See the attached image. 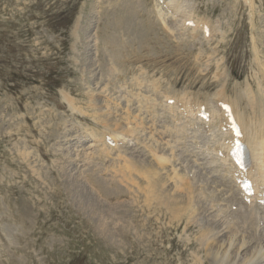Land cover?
<instances>
[{
  "label": "rangeland",
  "instance_id": "374dc122",
  "mask_svg": "<svg viewBox=\"0 0 264 264\" xmlns=\"http://www.w3.org/2000/svg\"><path fill=\"white\" fill-rule=\"evenodd\" d=\"M178 3L214 28L211 38L183 30L179 19L169 30L172 17L159 18L157 0H0V264H217L202 236L221 264H264L251 245L218 249L232 237L225 222L258 242L264 210L246 207L255 223L234 217L237 206L225 204L210 173L215 164L202 151L209 136L158 134L173 118L158 108L155 132L138 103L161 88L204 104L222 87L234 98L235 85L264 81V0ZM147 24L154 26L149 36ZM103 133L127 137L115 134L121 146L109 151ZM152 149L172 163L154 164ZM208 198L212 211L197 204Z\"/></svg>",
  "mask_w": 264,
  "mask_h": 264
},
{
  "label": "bare ground",
  "instance_id": "6f19581e",
  "mask_svg": "<svg viewBox=\"0 0 264 264\" xmlns=\"http://www.w3.org/2000/svg\"><path fill=\"white\" fill-rule=\"evenodd\" d=\"M249 1V0H248ZM252 1V0H251ZM180 3V2H179ZM178 3V0H163V4H164V7L166 9V11L168 13H170V17H172V19H170V23L168 22V24H166V27L171 30L172 29V25L169 26V24L172 23L171 20H173V22L177 19L180 20V24L181 26L184 28V29H188L190 28L191 30L193 31H198V29L200 28L203 32H205V28L207 27L206 24H202L200 25L199 27V24H194L193 27H187L185 26V23L186 22H189L191 19L188 18V16H190V13L189 12H185L184 9L180 4ZM156 4V3H155ZM157 7V9L159 8L158 5H155ZM162 9L159 10V13L158 15H160L159 18H161L164 22V18L165 16H168V14H166L165 12H161ZM157 16V15H156ZM153 22V21H152ZM162 23V22H161ZM155 24V23H154ZM158 23H156L157 25ZM151 25V24H150ZM162 25V24H161ZM159 26V24H158ZM164 27V28H166ZM180 27V28H182ZM187 27V28H186ZM209 28V27H208ZM211 30L214 32V28H212L210 26ZM154 30V26L151 25V26H146V31H145V34L147 33L146 36H149V34L151 35L152 33H150L151 30ZM149 30V31H148ZM173 30V29H172ZM171 30V31H172ZM156 31V29H155ZM145 36V37H146ZM178 37V36H177ZM144 38V37H143ZM152 39V40H151ZM167 39V38H166ZM144 41L148 42V41H151V43H154L156 44L158 41V39H154V38H149V37H146V39H144ZM145 42V44H146ZM144 43V42H143ZM149 43V42H148ZM182 43V42H181ZM194 43V42H193ZM109 44V43H108ZM142 44V43H141ZM131 45V44H130ZM140 45V44H139ZM150 45V44H149ZM120 46V45H119ZM118 46V47H119ZM140 47V46H139ZM143 48L144 45H143ZM114 49V47H112V50ZM146 49V48H145ZM119 51V50H118ZM117 51V52H118ZM112 53V52H111ZM115 54V52H114ZM113 54V55H114ZM255 54H258V53H255ZM111 55V57L113 56ZM118 55H121V54H118ZM125 56V55H124ZM124 56H122L124 58ZM131 57V56H129ZM113 58V57H112ZM114 58H115V55H114ZM113 58V59H114ZM126 59V58H125ZM123 59V60H125ZM128 59V58H127ZM116 62L119 63V64H122L123 61L121 56H116L115 58ZM114 60V61H115ZM197 60V59H196ZM114 62V63H116ZM262 66V65H261ZM261 68V74L262 76H264V70ZM253 80V79H252ZM139 85V89L142 87L140 83H137ZM244 87V86H243ZM253 89H251V87H249V83L248 85L246 84V87H244V90L243 88H239L237 87V85H235L233 87V94H234V98H231L230 97H227L226 101L223 100L224 103L228 104V109H229V114L231 117H233L236 125L238 126L239 130H240V133H241V138L239 139L247 148L249 154H250V160L252 159V165H251V168L246 171L244 174L241 173L240 171H238L235 166L233 165V163H231L230 161V158H229V152L231 151L232 149V143H233V137L231 135V131L228 130L226 132H224L222 129L223 127H225L228 123V118L226 116V114L224 112L221 111L220 107L217 106V103L221 100H216L215 102L214 101H210V100H206L205 101V110L203 112H208L209 115H208V118L203 120L199 117L200 113H201V108H198V110H196L198 106H202V105H199V102L197 101H194V102H197L198 104H191V105H188V106H183V107H180V106H177V102H179V100H177L176 102V97H172L171 95H169V91H166V90H163V89H158V91L156 93H153L151 92V96L149 94L150 97H154V98H150L149 96L145 97L142 99V101L139 99L138 100V103H139V110L145 108V113L149 118H150V121H151V127L154 129L155 132H157L159 129V126L157 125V120L161 117V114L160 111L158 113V108H162L164 110H166L169 115L171 116V113L172 112H176L177 116L174 115V122L175 120L177 121H180L182 120L180 126H178L177 124L173 125V128L171 129L169 125H171L172 123H166L163 125V129L165 130L164 132H159L158 134H163V133H166L168 134L169 137L171 138H176L177 136V133L179 134L181 131L183 132H186V127L187 126H191V125H194V124H197L199 126V128H202L205 132H208L209 133V137H205L207 139V143H206V140H205V143L206 145H210V141L211 143L213 142L212 144V149H211V152L207 153V158H205L206 160H210V162H208V165H210L211 167V164H215V168L214 170H212V174L216 173V177H214L217 181V183H219V186L222 188H220L219 186V190L221 192H223V194H221L222 196L224 195L225 196V199H224V202H226L225 204H232L233 202H235L238 207V211L234 213V217L236 219H241L244 224H247L248 222L250 223H255V219H257L256 217H258V215L255 213V211H251V212H247L246 210V207L247 206H250V207H259L260 206L257 204V201L258 200H264L262 199L261 197L259 196H262V194H264V81L262 82H258L256 85H253L252 86ZM144 88V87H143ZM170 89V88H169ZM224 87H222V89L220 90L221 93H224ZM149 90V89H148ZM143 93V92H142ZM149 93V91H148ZM147 93V94H148ZM217 95V94H216ZM182 96H185V95H182ZM181 96V97H182ZM219 96V95H218ZM140 97V94L137 95V98ZM142 97V96H141ZM179 97V96H178ZM191 97V96H190ZM198 98V97H197ZM196 98V100H197ZM175 100V103L173 106H169L167 105V101L169 100ZM178 99V98H177ZM182 100L183 101H186L187 98L185 97H182ZM135 101V100H134ZM189 101V100H188ZM127 102L130 103V100L127 99ZM204 102V101H203ZM182 106V105H181ZM178 109H181L180 111ZM131 112V111H130ZM141 112V111H140ZM166 112V114H168ZM165 113V112H164ZM130 114V113H129ZM128 114V115H129ZM204 114V113H203ZM163 115V114H162ZM164 116V115H163ZM137 117V116H136ZM140 117V116H139ZM180 117V118H178ZM132 118V117H131ZM135 118V117H134ZM165 118V117H164ZM148 119V118H147ZM146 119V120H147ZM129 120V119H128ZM132 120V119H131ZM139 120V119H137ZM149 120V119H148ZM127 121V120H126ZM149 121V122H150ZM128 122V121H127ZM130 122V120H129ZM135 122V121H133ZM173 122V121H172ZM133 124V123H132ZM137 124V123H136ZM147 125V123H146ZM140 126L141 127H145V122L143 120V118H141V123H140ZM228 126V125H227ZM130 127V126H129ZM136 127V126H135ZM134 127V128H135ZM150 127V126H149ZM205 128L208 129V131L205 130ZM127 129V128H126ZM130 129V128H129ZM138 129V128H137ZM142 129V128H141ZM146 130V129H145ZM132 131V130H131ZM153 131V130H152ZM129 131H126L125 133H128ZM134 132H135V129H134ZM138 132V131H136ZM200 132V131H199ZM143 133V132H142ZM147 133V132H146ZM206 133V134H208ZM117 134V133H115ZM110 135V134H105L103 133L101 139L99 140L101 143H102V146L105 147L107 150H109V147L108 145L105 143V136H111V138H114L113 139L115 142L117 141H120L118 139V137L116 135ZM118 135V134H117ZM120 136L124 137L126 136V134L124 133H119ZM118 135V136H119ZM124 135V136H123ZM133 135V132L131 134V136ZM136 135V134H135ZM138 135V134H137ZM147 135V134H146ZM149 135V133H148ZM139 136V135H138ZM152 136V135H151ZM160 136V135H159ZM165 136V134H164ZM182 136V135H180ZM206 136V135H205ZM127 137V136H126ZM150 137V136H149ZM183 137V136H182ZM181 137V138H182ZM127 139V138H126ZM155 139V138H154ZM191 139V138H190ZM196 139V138H195ZM143 140V139H142ZM146 140V139H145ZM144 140V141H145ZM94 141V140H93ZM98 141V140H97ZM134 141V140H133ZM139 141V140H138ZM137 141V142H138ZM150 141V140H149ZM153 141V140H152ZM165 141V140H164ZM155 142V141H154ZM123 143V142H122ZM144 143V142H143ZM153 143V142H152ZM156 143L158 144V142L156 141ZM155 143V144H156ZM175 143V142H174ZM190 143V142H189ZM200 143V142H199ZM138 144V143H137ZM170 144V143H169ZM176 144V143H175ZM205 145V146H206ZM127 146V145H126ZM183 146V145H182ZM125 147V146H124ZM137 147V146H136ZM154 147V146H153ZM163 147V146H162ZM127 148V147H126ZM152 148V147H151ZM157 148V147H155ZM204 148V147H202ZM201 148V149H202ZM172 149V148H171ZM185 149V148H184ZM189 149V148H188ZM121 150V148H120ZM126 150V149H124ZM130 150V149H129ZM136 150V149H135ZM205 150V149H204ZM204 150H202L204 152ZM110 151V150H109ZM132 151V150H131ZM191 151V150H190ZM125 152V151H124ZM128 152V151H126ZM136 152V151H135ZM152 152H153V156H154V164L156 162L157 166L159 167H164L166 164L168 163H172L171 162V159L168 158L167 156L164 155L163 153V150L162 149H152ZM174 152V151H171V153ZM217 152L218 154H221V159H217ZM140 153V152H139ZM143 153V152H142ZM141 154V153H140ZM204 154V153H203ZM142 155V154H141ZM129 156V155H128ZM145 156V155H144ZM132 157V156H131ZM134 157H137L136 155ZM142 158V157H140ZM171 158H174V155L172 153V157ZM142 160V159H141ZM175 160V159H173ZM147 162H148V159H147ZM207 163V161H206ZM146 164V163H145ZM171 166V164H170ZM156 167V166H155ZM145 168V167H144ZM174 168V166H173ZM147 169V173H152V169H149V168H146ZM160 169V168H159ZM233 169V170H232ZM163 170V169H162ZM209 170V169H208ZM141 171V170H140ZM173 171V170H172ZM144 173V172H143ZM154 175L155 174H159L157 171H154L153 172ZM161 173V172H160ZM235 173H237L238 175H243V176H246L248 177L249 175L251 176L252 178V189H253V193L254 195L249 198L250 200V203L249 205L248 204H245L243 202V199L245 198L244 195H242L241 192H238L237 194V191H239V188H238V185L236 184H232V182H230V178H229V175L231 177V179H233L234 181V175ZM162 174V173H161ZM176 174V173H175ZM144 175V174H143ZM149 175V174H148ZM153 175V174H152ZM210 175V174H209ZM232 175V176H231ZM174 176V175H173ZM177 176V175H176ZM213 177V175H212ZM157 178H159L157 176ZM161 178V176H160ZM146 179L148 180L149 177L147 176L146 174ZM152 179V178H151ZM184 180L186 178H183ZM154 180V178H153ZM159 180V179H158ZM176 180V179H175ZM184 180H182L184 182ZM182 182L181 180H176V182ZM186 181H188V179H186ZM149 182V183H148ZM148 184L152 187H155L157 184L156 182H152L150 180H148ZM161 182V181H160ZM158 183V182H157ZM171 183V182H170ZM174 183V184H175ZM197 183V182H196ZM214 183V181H213ZM235 183V182H234ZM165 184V183H164ZM163 184V185H164ZM177 184V183H176ZM175 184V185H176ZM183 184V183H182ZM186 185H188L187 183H185ZM166 185V184H165ZM164 185V186H165ZM178 185V184H177ZM193 184H190L189 187H186L188 188L187 191H186V197H188V195H190V193H194L193 192ZM208 186V185H207ZM175 187V186H173ZM179 187V186H177ZM181 187V186H180ZM179 187V188H180ZM161 188V187H160ZM183 185H182V190H183ZM195 188V187H194ZM200 188V187H199ZM162 189V188H161ZM185 189V188H184ZM202 189V188H201ZM206 189V188H204ZM202 189V190H204ZM212 189V188H211ZM155 190V189H154ZM153 190V191H154ZM166 190H170V189H166ZM176 190V189H175ZM197 190V189H196ZM200 190V189H199ZM218 190V191H219ZM178 191V190H177ZM184 191V190H183ZM198 191V190H197ZM214 191V190H213ZM217 191V192H218ZM157 192V191H156ZM161 192V191H160ZM166 192V191H165ZM169 192V191H168ZM171 192V190H170ZM174 192V191H173ZM176 192V191H175ZM174 192V194H175ZM199 192V191H198ZM205 192V191H204ZM220 192V193H221ZM158 193V192H157ZM177 193H181V192H177ZM177 193L176 195L173 194V197L176 196L177 197ZM207 194V191L205 192ZM211 194V192H208ZM219 193V194H220ZM163 194V193H162ZM205 194V195H206ZM183 195V194H180V196ZM213 195V193H212ZM237 195H239L237 197ZM168 196H169V193H168ZM179 196V195H178ZM179 196V197H180ZM184 196V195H183ZM182 196V197H183ZM208 196V195H206ZM205 196V197H206ZM211 196V195H210ZM215 196V195H214ZM158 197V196H156ZM165 197V196H163ZM182 197H181V200H182ZM159 198V197H158ZM166 198V197H165ZM168 198V197H167ZM207 198V197H206ZM213 198V197H212ZM216 198V196L214 197ZM218 198V197H217ZM260 198V199H259ZM160 199V198H159ZM240 199V200H239ZM161 200V199H160ZM180 200V199H179ZM178 200V201H179ZM181 200L179 201L180 204H181ZM205 200V199H204ZM214 200V199H213ZM211 200V198H208L206 199L205 201L200 200V201H197V204L199 205H202L204 206L205 208L204 209H207L206 206H209V209L212 211L213 208H214V205H216V203H214V201ZM217 200V199H216ZM242 200V201H241ZM202 201V202H201ZM218 201V200H217ZM255 203V204H252V203ZM157 203V202H156ZM182 203H183V200H182ZM155 205V204H154ZM176 205V204H175ZM174 205V206H175ZM234 205V204H233ZM158 206V205H157ZM168 206V204H167ZM171 206V205H170ZM229 206V205H228ZM155 207V206H154ZM180 207V206H179ZM220 207V206H219ZM227 207V206H226ZM236 207V206H235ZM168 208V207H167ZM166 208V209H167ZM177 208V206H176ZM176 212L178 209H176ZM230 208V207H229ZM167 210H170L169 208ZM241 210H243V212H241ZM249 210V209H248ZM252 210V209H251ZM220 211V210H219ZM222 211H220L219 213H222ZM226 213V212H225ZM211 214V213H210ZM261 214V213H259ZM217 215V214H216ZM230 216H233V213H229ZM175 217V216H174ZM233 218V217H232ZM181 219V218H180ZM262 219V218H261ZM233 220V219H232ZM220 221V220H218ZM228 221V220H227ZM263 221V220H262ZM233 222V221H232ZM232 222H225V228H224V231L223 233L226 234V233H229L232 235V237H229V240H228V244H226L225 246H223L222 243H220L217 239L213 238L212 239V242L211 243H214L215 245H218V243H220L218 245V249L220 250H224V251H227V248H236L237 251H244L243 249H245V247L248 245V246H252L251 248L254 249V257L257 256L258 257V260H261V258L263 257L264 258V246H261V248H259L260 244H262V239H264V229L261 231V233L259 234L258 238L256 239L258 242H253L250 238L244 236L243 234L244 233H241L240 232V227H238L236 224L232 223ZM259 222V221H258ZM215 223V222H214ZM232 223V224H231ZM220 225V224H219ZM242 225V224H241ZM257 225V223H256ZM255 225V227H256ZM212 226V225H211ZM216 226V225H215ZM258 228V226L256 227ZM206 233H209V230H204ZM256 237V236H255ZM203 240H205V244H206V247L208 249V251L211 252V256L213 258V260L217 263V264H221L222 263V260L221 259H218V253L215 252L211 247L209 248V244H208V240L207 238H205L204 236H202ZM236 238V239H234ZM237 241V242H236ZM255 241V240H254ZM261 242V243H260ZM211 245V244H210ZM214 262V263H215ZM254 260L251 259L250 260V264H253ZM255 264V263H254Z\"/></svg>",
  "mask_w": 264,
  "mask_h": 264
}]
</instances>
